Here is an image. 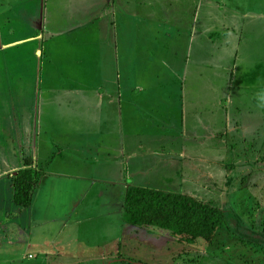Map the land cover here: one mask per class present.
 Instances as JSON below:
<instances>
[{
  "label": "rangeland",
  "instance_id": "1",
  "mask_svg": "<svg viewBox=\"0 0 264 264\" xmlns=\"http://www.w3.org/2000/svg\"><path fill=\"white\" fill-rule=\"evenodd\" d=\"M172 3L176 5L173 12L179 17L180 26H185L186 15L192 25L193 9L196 10L197 35L184 77L178 81L173 78L171 88L159 74L158 86H163L160 90L180 92L178 98H166L162 112L174 110L171 112L179 118L180 125L213 119L211 122L221 127L224 123L219 113L198 112L220 105L231 108L229 133L222 132L217 141L206 146V160L211 162L199 163L200 172L206 177L201 175L193 183V177L188 175L191 168L180 163V168L185 166V176L177 180L173 177L174 182L162 184V188L170 190L164 193L187 195L220 209L227 223L211 243L187 244L181 237L156 229L124 224V194H120L118 186L93 183L87 178L50 176L38 186L33 199L40 217L36 221L43 220L47 225L38 226L36 232L31 222L29 235L1 231L0 226V264H264V105L259 99V94L264 93V0H131L130 19L139 13L144 17L146 12L158 22L165 10H172ZM46 5V0H0L2 172L22 155L21 149H17L20 155L16 153L12 136L17 110L31 111V93L35 92L34 83L36 88L39 83L43 54L34 42L44 43L46 39L45 10L56 26H63L69 13H74L70 4L67 9L62 7L59 15L53 1ZM119 17L124 19L121 12ZM203 21L208 22L205 30ZM122 49L121 45L117 50L120 63L124 58L129 60L127 47L124 52ZM120 69L123 72L122 65ZM64 83L68 91L81 90L73 81ZM96 83L91 81L90 85ZM156 85L157 82H147L148 87ZM229 86L232 88L226 104L224 96ZM28 121L31 123V115ZM237 123L240 128L235 129ZM153 149L147 146L150 154ZM148 161L141 166L154 165ZM103 173L105 168L100 175ZM149 179L145 177L146 181ZM0 193L6 201L8 191L2 189ZM3 214L1 210L0 219Z\"/></svg>",
  "mask_w": 264,
  "mask_h": 264
},
{
  "label": "crops",
  "instance_id": "2",
  "mask_svg": "<svg viewBox=\"0 0 264 264\" xmlns=\"http://www.w3.org/2000/svg\"><path fill=\"white\" fill-rule=\"evenodd\" d=\"M48 1L54 2L58 15L62 7L67 9V4L74 13H69L63 26H56L50 22L46 8V39L44 43L34 42L43 54L39 83L37 88L34 83L35 92L31 93L34 96L31 111L17 110L12 136L14 148L22 151L25 140L31 146L33 168L42 173L39 186L50 176L87 178L93 183L118 186L123 195L130 188L170 192L162 184L174 182L173 177L177 180L185 176V166L191 168L192 173L188 175L193 177V183L201 175L206 177L199 169L203 163L211 162L206 160L209 156L206 146L217 141L222 132H228L231 106L220 105L221 108L198 112L219 113L224 123L221 127L212 123L213 119L187 122V127L184 123L180 125L179 118L172 113L174 110L162 112L166 98L171 95L178 98L180 92L160 90L163 86H158L161 73L162 82L171 88L173 78L178 81L184 77L190 49L196 43V10L193 9L192 25L186 15L187 18L183 16L185 26H180L179 17L173 12L174 3L172 10H165L156 22L146 12L144 17L139 13L130 19L131 0H46V7ZM120 12L124 19H119ZM202 24L205 30L208 22ZM121 45L123 52L127 47L129 56L122 63L117 53ZM65 81L75 82L81 90H66ZM91 81L97 83L92 87ZM149 81L157 82L156 87H148ZM83 82L87 85L81 86ZM231 88L224 96L226 104ZM234 127L240 128V124ZM147 146L155 147L152 154ZM148 160L153 161L152 167L141 166ZM22 161L20 155L3 172L5 166L0 162V179L23 169ZM180 163L187 164L180 168ZM103 168L105 173L100 175ZM153 168L155 172H151ZM37 217L40 218L32 205L31 222L36 232L38 226L47 225L41 219L36 221ZM1 231L24 234L13 225L2 226Z\"/></svg>",
  "mask_w": 264,
  "mask_h": 264
},
{
  "label": "trees",
  "instance_id": "3",
  "mask_svg": "<svg viewBox=\"0 0 264 264\" xmlns=\"http://www.w3.org/2000/svg\"><path fill=\"white\" fill-rule=\"evenodd\" d=\"M25 142L22 144L23 169L0 179V191L4 189L9 193L6 201L0 193V211L4 213L0 226L13 225L29 235L33 199L42 173L33 168L31 146ZM15 150L18 154L16 147ZM123 196L124 224L132 228L156 229L181 237L187 244L211 243L227 223L220 209L187 195L130 188Z\"/></svg>",
  "mask_w": 264,
  "mask_h": 264
},
{
  "label": "clouds",
  "instance_id": "4",
  "mask_svg": "<svg viewBox=\"0 0 264 264\" xmlns=\"http://www.w3.org/2000/svg\"><path fill=\"white\" fill-rule=\"evenodd\" d=\"M259 99L262 102V105H264V93L259 94Z\"/></svg>",
  "mask_w": 264,
  "mask_h": 264
}]
</instances>
